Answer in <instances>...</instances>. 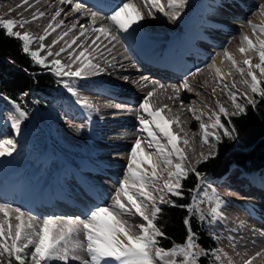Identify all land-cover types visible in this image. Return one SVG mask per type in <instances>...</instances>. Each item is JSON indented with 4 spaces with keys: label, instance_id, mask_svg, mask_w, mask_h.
Returning <instances> with one entry per match:
<instances>
[{
    "label": "bare ground",
    "instance_id": "1",
    "mask_svg": "<svg viewBox=\"0 0 264 264\" xmlns=\"http://www.w3.org/2000/svg\"><path fill=\"white\" fill-rule=\"evenodd\" d=\"M202 1L205 12L197 22L191 21L193 28L180 29L181 16L176 20L159 12L149 16L147 9H144L145 19L124 33L117 31L107 19L112 8L122 0H28V4H23L22 0H0V20L31 21L25 23L23 28L14 30L28 32L33 38L44 35V29L50 22L55 24L63 20V26L43 41L45 45H51L73 24H77V27L65 37V41L70 42L79 35V25L89 28L93 20L95 26L103 25L111 31L110 37L106 39L101 36L97 41L98 48L91 45V40L97 34L89 31L69 50L78 53L81 50L78 45L88 47L94 57L92 62L102 69L94 75L90 73L83 80L73 78L70 81L78 89L74 100L84 99L92 105L88 109L73 103V111L80 114L75 117L78 120L83 118L90 127V152L84 155L80 153V157L67 153L66 157L61 158L51 155V150L46 152L49 147L35 134L31 136L32 141L23 140V133L14 135L16 151L10 157H0V202L19 207L26 214L40 219L48 216L82 218L87 209L111 203L126 173L130 148L136 138L147 135L140 130L139 117L144 113L139 105L153 90L154 95L150 100L153 110L160 109L167 119L178 117L179 123L171 126L172 131L189 140L188 146L179 144L185 150L187 166L201 159V154L205 156L208 148L202 140L200 123L208 122L207 114L210 111H218L217 101L228 111L232 108L225 83L230 87L234 84V91L239 95L243 94L244 84L241 81L248 79L236 71L225 57V52L218 51L222 42L211 37L212 33L223 37L234 36L238 45H241L242 38L238 39L233 30H241L243 35L247 34L255 40L249 21L264 26V15L260 11L264 0ZM133 2L143 8L142 0ZM162 2L167 5V0ZM77 5L79 10L74 12ZM56 11H61V15L53 22L52 16ZM39 12H43L44 16L32 20L33 14ZM216 22H219L218 25ZM227 29H232V32ZM65 41L53 46L52 51H59L60 47L65 46ZM39 43L34 39L31 49L37 50ZM229 46L231 44L226 43V47ZM238 49L233 47V57L242 62L245 57ZM46 53L47 49L41 54ZM247 55L252 63L256 61V54ZM54 58L70 63L67 52L59 57H48V61ZM211 65L222 70L223 83ZM185 81L188 88L184 86ZM213 88L216 89L215 93ZM0 107V111H3V115L0 113V133L10 136L7 126L13 113L3 104ZM190 109H195V115L205 113L202 120H196ZM233 169L232 173L229 174L228 170L215 178L218 181L216 193L224 201L220 206V226L232 249L241 253L243 264L253 258L255 264H264V171ZM222 177L227 179L220 180ZM246 196L249 198L246 199ZM254 197L258 200H254ZM130 219L139 223L135 218ZM69 264L81 262L70 261Z\"/></svg>",
    "mask_w": 264,
    "mask_h": 264
},
{
    "label": "snow or ice",
    "instance_id": "2",
    "mask_svg": "<svg viewBox=\"0 0 264 264\" xmlns=\"http://www.w3.org/2000/svg\"><path fill=\"white\" fill-rule=\"evenodd\" d=\"M22 3L28 4V0H22ZM142 3L143 8L133 0H122L112 8L111 15L107 19L117 31L127 33L134 25H138L145 19L144 9H147L149 16L154 15V12H159L176 20L180 17L187 0H167L166 6L162 0H142ZM78 10L79 5L73 9L74 12ZM260 11L264 15V5L260 6ZM60 15L61 11H56L52 16V21L55 22ZM43 16V12L33 14L32 20ZM30 22L2 19L0 30L5 36L20 41L22 51L27 53L35 64L48 68L57 77L67 78L61 81L62 87L76 97L78 89L70 81L73 78L83 80L90 73L94 75L102 69L92 62L94 57L88 47L78 45L81 47L78 53L69 50L73 49V45H77L78 41L89 31L97 34L96 38L91 40V45H96L98 48L97 41L101 36L106 39L110 37L111 31L103 25L95 26L96 22L93 20L91 27L85 28L79 25L81 28L79 35L73 37L70 42L65 41V37L77 27V24H73L71 28L53 40L51 45H45L43 41L52 32L61 28L64 21L60 20L55 24L50 22L44 29V35L36 38L28 32L14 30L23 28L25 23ZM249 24L255 40L247 34L242 36L238 50L245 57L244 60L238 62L227 50L224 54L242 77L250 78L243 79L241 82L253 94L252 98L245 96L244 103L237 102L235 85L230 87L225 83L224 88L229 93L235 111L230 114L224 105L219 101L216 102L218 111H210L207 114L208 122H201L199 125L204 143H209L210 140L219 143L222 137L235 140L238 132L232 125L230 116L245 114L247 105L255 107L254 97L264 98V26L252 24L251 21ZM34 39L40 42L37 50L31 49ZM60 41H65V46L53 52L52 47ZM46 49V55H42L41 53ZM65 52L68 54L70 63H64L59 58L48 61V57H59ZM250 52L256 53L259 63H252V59L247 55ZM210 67L214 68L216 76L223 83L222 70L215 65ZM195 74L192 73V75ZM184 86L189 87L187 81ZM160 87L163 88L164 85ZM154 91L148 92L139 105L144 113L139 117L140 130L147 135L136 138L130 148L126 173L119 182L111 203L95 205L87 209L82 218L48 216L40 219L26 214L19 207L0 202V214H2L0 218V264H50V262L69 264L70 261H80L81 264H203L205 250L198 246L196 233L191 230V222L188 218L183 221L187 232L182 242H173L168 247L160 244L159 238L166 235L157 224L159 214L162 212L160 205L172 204L186 208L190 214L198 215L203 220L204 214L199 204L203 203L204 198L209 201L215 200V206L211 209L213 216L219 215L221 201L215 194V189L206 181L203 184L198 183L195 188L189 190L190 193L195 192L196 195L191 197V202L188 204L176 205L173 200L167 198L169 195L181 197L184 195L182 181L187 179L189 172H194L195 169L188 168L185 150L179 147L181 143L188 146L189 140L172 131L171 126L178 124L179 118L167 119L161 114L160 109L153 110L150 100ZM215 91L216 89L213 88V93ZM0 98L8 100L17 113V115H10V126L18 135L22 121L28 118V112L7 96L0 94ZM77 103L82 107L92 108V105L84 99H78ZM190 111L195 115V109H190ZM204 115L205 113L201 112L195 115V119L200 121ZM222 116L229 118V126L222 122ZM16 147L14 138L0 133V157L12 156ZM201 155L204 161L212 157L211 153L208 156ZM161 164L164 165L163 168ZM196 175L203 180L199 172H196ZM161 180H163L162 184ZM130 218L139 220V223H134V220ZM211 251L217 253L220 250L212 249ZM214 261H221V256L215 255ZM228 264H231V261ZM244 264H255V259H248Z\"/></svg>",
    "mask_w": 264,
    "mask_h": 264
},
{
    "label": "trees",
    "instance_id": "3",
    "mask_svg": "<svg viewBox=\"0 0 264 264\" xmlns=\"http://www.w3.org/2000/svg\"><path fill=\"white\" fill-rule=\"evenodd\" d=\"M59 78L48 68L35 64L31 57L22 51V44L15 38L7 37L0 30V94L9 97L20 104L22 109L28 112V118L38 114L40 119L46 120L45 127L50 126L53 118L50 105L44 102H37L25 105L23 96L49 97L56 93L59 88ZM253 95V94H252ZM256 105H247V111L243 115L230 116L232 125L235 126L238 136L235 140L222 137L219 143L214 141V152L212 157L206 161L201 160L189 172L187 179L182 183L183 193L181 196H171L167 198L173 200L176 205L188 204L191 197L196 195L190 193L197 184H203L218 178L227 173L231 165H236L244 172L264 171V98L254 97ZM244 103L243 98L237 100ZM222 122L228 125V117H221ZM53 125V123H51ZM196 172L201 174L203 180L197 177ZM162 212L159 214L157 224L165 232V237H161L160 244L168 247L173 242H182L186 236V226L183 223L185 218L191 222V230L196 233V242L205 252L203 264H222L215 262V255H220L222 251L217 243V239L210 230L212 216L204 214V219L193 216L186 208L173 206L172 204L160 205ZM212 249H219L213 253ZM223 253V252H221ZM227 257V256H226Z\"/></svg>",
    "mask_w": 264,
    "mask_h": 264
},
{
    "label": "rangeland",
    "instance_id": "4",
    "mask_svg": "<svg viewBox=\"0 0 264 264\" xmlns=\"http://www.w3.org/2000/svg\"><path fill=\"white\" fill-rule=\"evenodd\" d=\"M202 2H203L202 0H198V1L197 0H187L186 6L181 10V15H180L181 16L180 17L181 25L179 27L180 29L185 30L186 28H193L194 27L192 25L191 21L197 22L199 20V16L203 15L205 12V8L203 7ZM203 8H204V10H202ZM192 19H194V20H192ZM230 21H232V20L230 19ZM218 23L219 22H216L215 24L218 25ZM230 26H232V25L230 24ZM227 30L231 31L232 29H227ZM233 31L236 33L238 39H239V37H240V39L242 38L243 33L241 30H233ZM211 37L222 42V46L220 47V49L218 51L225 52V50H227L229 53H231L233 55V53H234L233 47L239 48L241 46V45H238L239 43L236 42V39L233 38L234 36H227L226 35L223 37V36H220V34L212 33ZM154 43H158V42H154ZM226 43L231 44V46L226 47ZM251 53H254V52H250V54ZM254 54H256V53H254ZM239 62H241V61H239ZM255 63H259L258 57H257L256 61L254 62V64ZM233 73H236V71H233ZM58 78L60 80L59 81L60 82L59 88H58L59 91H57L56 93H52L49 97H40V96L33 97V96H29V95L23 96L25 105L28 104V105L32 106L34 101L44 102V103H47L48 105H50V107L53 108L52 113L54 112L53 118L51 120V123H53V125L50 123V126H48V128H46L45 127L46 120L40 119L38 114H34L32 117L27 118L26 120L22 121L20 133H23L22 139L23 140L27 139L26 141H30V140L32 141L31 136L34 134L36 136H39L42 139V141L44 142V144L46 145V147H49L48 149L45 148V149H47L46 152H49V150H51L53 152V153H50L51 155L55 154V155H58L59 157L62 158V157H66L68 154H73V155H78L76 157H80V156L84 155L83 153H88L91 150L90 149L91 145L89 142L90 127L86 124V122L83 120V118H79V120H80L79 121L78 118L75 117V116L80 115L75 110L73 111V107L77 104V102L74 100V97L62 87L61 81L63 80V78H61V77H58ZM246 78H248V77L246 76ZM248 79H250V78H248ZM242 90H243V94L237 95V100L239 98H244L245 96L252 98V93L250 92V90L245 85L242 86ZM2 104L9 107L11 109L13 115H17V113H15V110H14L12 104L8 100L0 98V105L2 106ZM0 108L2 109V107H0ZM76 108H78V107H76ZM234 111H235V108L233 107V104H232V108L228 112L231 114ZM1 112L3 115V111H0V113ZM7 128L9 131L8 132L9 135L13 136V138H14V135H16V134L11 129L10 124H9V127L7 126ZM28 134H29V136H28ZM72 135H73V138H75V139L77 138V139L74 140L72 138ZM68 136H70V138H66ZM68 139H71V140H68ZM206 147L208 148V153L205 156H208L210 153L212 154L214 152V147L209 145V143L206 144ZM68 157L71 160V157L70 156H68ZM201 159H199L197 161H200ZM197 161H194V163L189 165L188 168L192 169L195 166ZM232 166L239 168L238 166H236L234 164L231 165V167H229L230 169L228 168L229 174L232 170H234ZM246 175H252V174L247 173ZM262 175H264V173H262ZM225 179H227V178L222 177L220 180H225ZM207 183L210 184L212 186V188H214L216 190V184L218 183V181L210 180ZM209 192L211 193V189H209ZM216 192H218V190L215 191V194L219 197V195ZM220 201H221V199H220ZM222 203H224V201H221L220 206L223 205ZM214 206H215V200L213 199L212 201H209L207 198H204L203 203L199 204L200 210L205 215L212 216L214 219L212 221L213 223H212L210 230L212 231V233L216 237L217 243H218L220 249L222 250V251H220L221 262H222V264H228L229 261H231V264H243V258H242L241 253L237 249H235L234 247H233L234 248V250H233L230 243H228V241H226L227 240L226 234L224 233V231L222 230V228L220 226L221 220H222V217H221L222 212L220 211L221 213H219L218 216H213L211 214V209ZM221 252H223V253H221Z\"/></svg>",
    "mask_w": 264,
    "mask_h": 264
}]
</instances>
